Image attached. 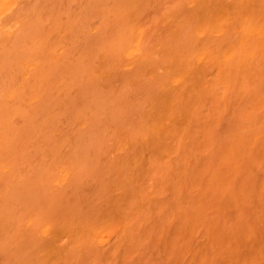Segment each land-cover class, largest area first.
<instances>
[{"label":"bare ground","instance_id":"1","mask_svg":"<svg viewBox=\"0 0 264 264\" xmlns=\"http://www.w3.org/2000/svg\"><path fill=\"white\" fill-rule=\"evenodd\" d=\"M40 1L52 6L51 37L26 45L13 73L11 23L34 39ZM105 25L115 41L91 47L109 40ZM99 51L94 77L122 68L123 82L91 100L89 123L68 109V140L53 113L63 87L78 88L68 80L91 78ZM158 65L160 79L148 71ZM146 78L155 83L132 84ZM113 146L110 186L40 223L18 216L5 240L21 244L20 227L33 236L19 264H264V0H0L1 231L15 224L28 150L52 195L94 173Z\"/></svg>","mask_w":264,"mask_h":264},{"label":"rangeland","instance_id":"2","mask_svg":"<svg viewBox=\"0 0 264 264\" xmlns=\"http://www.w3.org/2000/svg\"><path fill=\"white\" fill-rule=\"evenodd\" d=\"M114 1H110L111 4H113ZM73 7V6H72ZM52 6L51 4H46L42 1L39 2L38 5V11L39 17H36V24L34 26V39L23 41V38L20 37V34L22 33V24L21 22L16 23L15 21H12L11 25H14V43L11 46L10 51L7 53L9 55V59H13L12 55L16 53V51H20V54L13 59V65L14 70L13 73H15L16 66L20 62L21 56L23 54L22 49L25 48V46L31 47L30 49H35L34 41L41 44L44 41L48 40L49 37H51L53 29L49 27V23L47 22V12H51ZM100 18V16H97ZM110 23V22H109ZM110 26V25H109ZM109 26H104L103 32L105 34H108L109 40L103 41L102 44H97L100 41V36L98 41H92L89 45L91 47H106L110 45L112 42L115 41L110 39V36L114 35V32L111 31ZM69 36H72L73 33L69 32ZM18 39V43H17ZM2 45V43H1ZM7 50V48H6ZM104 51H99L95 58L92 60V63L90 65V71L89 74L91 75V78H88V73H83L81 77L73 78L69 82H76L78 84V88L74 90V85H71L70 87L66 85L63 87V89H67V92L63 95H61L59 100V107L55 108V111L53 114L55 115V119L53 120V124H56L55 127H60L63 129V131L67 132V139L71 140L73 137V134L70 131V125H69V119H68V109H70L72 112L78 114V119L85 121L89 123V117L91 114L88 111L92 110V107L94 104L91 102V100L94 99V97H101L106 95L109 91L114 90L116 87H119L124 79V73L125 70L122 68H116L115 70L111 71V76H108L109 70H101L100 76L94 77V74L96 71H99L100 67V61L102 60V55ZM48 53V52H47ZM45 56L44 52H41L38 56V59H41ZM66 65V64H65ZM64 66V65H63ZM150 72H154L157 79H160L161 77L166 75L165 69L163 68V65H158L155 68H149ZM102 75V76H101ZM71 76V74H70ZM58 76L52 77L50 80H53V83L55 79H57ZM68 77V76H66ZM4 80L6 79V74H3ZM61 81V80H60ZM155 83L152 82V80L145 79V81H139L136 83V81H133V85H142L144 87H150L152 84ZM54 85V84H53ZM55 85L59 87L60 83L56 82ZM77 94H81L82 97L80 99H77L74 101V97ZM10 104V103H8ZM8 118V117H7ZM14 117L9 115V120H13ZM39 121H41L40 118H36ZM97 122H99L100 125H106V115L104 110L101 109V111L98 113L97 116ZM15 126V124H14ZM107 126V125H106ZM104 126V127H106ZM102 127V128H104ZM114 146L110 149V151L104 155L101 156V159L104 163H100L99 167L95 169L94 173H92L89 176H86L82 179L76 178V175H72L69 177V183L67 185L58 186L56 190H54V193L52 195H48V190L50 188V184H46V182L41 181V178L43 177V171L46 170V165L44 162H41V164H38L39 161L36 160V154L33 150H28L27 153L29 154V162L34 161L31 168L28 167L29 172L25 174V179L23 182V188L24 193L22 194V191L15 192L16 196L14 197V200L12 201V210L10 213H14L15 215V224L7 228L5 227L3 231H1V227L3 226V223L0 224V264H19L20 256H19V250L20 248H23V255L29 254L33 251L32 248L29 246L30 239L32 236L31 227H20L18 231H21V240L23 242L21 244L15 242L13 239H8L11 233L14 232V229L18 228L19 225V218L18 216L21 214V216H26L28 219L37 218L39 223L43 222L47 219L52 218L55 215V212L58 210L57 207L67 206L71 204L73 201H81L82 199H87L92 196V194L98 190L101 189L103 186V181L106 180L108 186H110L114 180L117 177V174L112 170H107V165L112 164V162L115 158V154H113L111 151L113 150ZM69 147L65 148V151H68ZM125 151L122 150L119 152V154H123ZM38 164V165H37ZM36 165V166H35ZM66 174V172H65ZM39 188H42L41 193H37V190ZM26 189V193H25ZM51 198V200L56 201L55 203L43 206L40 209V206L43 205V202ZM20 209V213H17ZM10 217V218H11ZM25 218V219H26ZM89 259V258H88ZM88 261V260H87ZM71 264H75V260L71 261Z\"/></svg>","mask_w":264,"mask_h":264}]
</instances>
